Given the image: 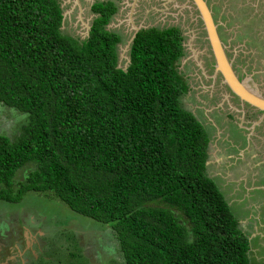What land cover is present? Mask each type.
I'll return each instance as SVG.
<instances>
[{
    "label": "trees",
    "instance_id": "obj_1",
    "mask_svg": "<svg viewBox=\"0 0 264 264\" xmlns=\"http://www.w3.org/2000/svg\"><path fill=\"white\" fill-rule=\"evenodd\" d=\"M91 11L79 42L60 31V0H0V105L21 115L11 136L0 132V200L42 193L110 224L123 263L108 264H249L248 238L206 171L208 134L180 103L181 30H139L123 70L121 37L106 29L115 6ZM59 234L63 253L47 264H89L77 235Z\"/></svg>",
    "mask_w": 264,
    "mask_h": 264
},
{
    "label": "rangeland",
    "instance_id": "obj_2",
    "mask_svg": "<svg viewBox=\"0 0 264 264\" xmlns=\"http://www.w3.org/2000/svg\"><path fill=\"white\" fill-rule=\"evenodd\" d=\"M77 1L78 3L76 0H60L61 8L65 13L64 24L60 31L80 42L86 38L87 26L93 20L90 4L94 0ZM207 1L220 28L221 39L227 45L230 59L234 61L238 56L243 59V62L239 63V67L242 68L240 74L243 76L245 73L244 78L255 83L258 91L263 95L264 84L260 89L256 83L259 80V83H264V45L261 43H264L262 40L264 23L256 18L255 8L261 5H250L253 0ZM120 2L117 13L108 23V29L121 37L116 50L118 65L120 67L126 65L129 41L136 28L162 29L171 26L179 28L184 37V56L179 60L178 71L188 78L186 82L190 89H193L190 91L188 87L187 92L181 96V106L192 112L200 122L202 121L211 135L216 133L212 126L209 127L208 119L213 120L216 117L214 103L221 106L222 101L217 100L219 96L212 102L206 100V95L210 96L211 90L216 88L217 75H214L211 51L197 12L186 0H120ZM242 64L246 66L242 67ZM259 67L262 68L254 72ZM252 75L258 80L251 78ZM219 82L222 83L220 79ZM218 86L220 87L221 84ZM222 94L228 99L227 93ZM19 119L21 115L14 114L13 111L0 105V132L11 136ZM222 128L220 124L218 129L226 133L227 130ZM243 146H246L245 143ZM31 169L30 165L22 168L15 181L23 180ZM209 171L211 176H215L224 174L225 169L224 166H220ZM215 178L220 183L219 185L216 182L218 187L221 186L220 189L227 186L226 181L217 176ZM50 198L42 193L28 192L22 201L16 204L0 200V264H7L8 261L10 264H19L24 258L31 261L35 257L40 262L37 264H47L46 259L55 258L57 251L63 253L59 249V246L64 244L59 234L61 231L77 235L82 254L88 259L89 264H108L113 258L123 263L122 256L117 253L118 241L110 224H101L77 214L59 200ZM148 204L165 206L158 201ZM232 208L236 206L233 205ZM176 213L180 216L178 212ZM182 220L188 223L187 219L182 218ZM52 234H56L53 250L48 249L50 251L46 254L43 252L45 239ZM254 248L253 253L249 252V264H264V250L258 245ZM8 253L11 257L13 254L14 260L8 259L10 258ZM58 257L59 255L56 256ZM66 260L67 258L62 261L68 264Z\"/></svg>",
    "mask_w": 264,
    "mask_h": 264
},
{
    "label": "crops",
    "instance_id": "obj_3",
    "mask_svg": "<svg viewBox=\"0 0 264 264\" xmlns=\"http://www.w3.org/2000/svg\"><path fill=\"white\" fill-rule=\"evenodd\" d=\"M261 2L264 5L263 0H253L250 5H259ZM208 120L209 127L212 126L216 133L211 135L201 121L209 138L206 171L215 183L220 185L215 176L226 181L227 186L223 189L217 187L248 238L249 257V252L257 245L264 250V129H251L246 142L236 143L227 133L218 129L220 123L215 117ZM253 122L255 125L258 123ZM250 147L252 151H248ZM220 166H224V174L211 176L209 170ZM233 205L236 208L233 209Z\"/></svg>",
    "mask_w": 264,
    "mask_h": 264
},
{
    "label": "flooded vegetation",
    "instance_id": "obj_4",
    "mask_svg": "<svg viewBox=\"0 0 264 264\" xmlns=\"http://www.w3.org/2000/svg\"><path fill=\"white\" fill-rule=\"evenodd\" d=\"M102 1L110 2V3H112V5L115 6L116 11H115L114 15L118 11V5H121L120 0L119 1L118 0H94L93 3L90 4V11H91L92 5H94L97 2H102ZM206 2L209 5L207 0H206ZM262 3L263 2H261L259 4V5H261L260 7L256 6L255 8L257 9L256 18L264 23V5ZM210 8H211V6H210ZM258 8H260L259 11H258ZM211 10H212V8H211ZM93 15H94L93 19L95 17H97V14L93 13ZM213 17H214V14H213ZM214 20L216 21L215 17H214ZM92 21H91V23H92ZM106 29L109 30L108 26H106ZM159 29H161V28H159ZM219 29L220 28L218 27V32H219V35H220V38H221V34H220ZM182 36H183V34H182ZM183 40H184V37H183ZM262 40H264V38ZM262 40H260V42ZM261 43L264 45L263 42H261ZM182 47H183V54H184L183 41H182ZM240 52H241V50H240ZM226 54H227L228 58L230 59L228 48L226 49ZM211 56H212V54H211ZM211 59H212V61L214 63L213 57H211ZM235 61H236V63H235ZM240 62H243V59L238 56L234 61H232V66H233V68H234V70L236 72V75L238 76V79L240 81H242V80H244L245 73H243V76L240 74V71H242V68L239 67V63ZM245 66L246 65L242 64V67H245ZM260 68H262V67L256 68L254 70V72L259 70ZM247 71H250V69L249 70L247 69ZM252 76H251V78L257 79L254 76L253 77ZM185 79L187 80L188 78H185ZM219 79L221 81V76H220V74H217L216 79H215L216 88L211 90L210 96L206 95V100L209 101V102H212V101L217 99V96H219V99H217V100L222 101V105L220 106V104H218L216 102L214 103V111H215L214 113L216 114L215 118H216L217 123H220L223 126L222 129H226L227 130L226 133L232 139H234V141L236 143H239V141H240V143H241V141L246 142L247 135H248L249 132H251V129L256 130V131L264 129V112L259 110V109H257V108H255L254 106L250 105L249 103H245V102L241 101L238 97H236L230 91V89L225 84L220 83ZM211 81H212V79H211ZM259 82H260V80H259ZM259 82L256 81V83L258 84L259 88L261 89V87L263 88V84L264 83H259ZM186 84H187V82H186ZM219 84H221L220 87L218 86ZM187 87H189L188 84H187ZM189 89H190V87H189ZM190 91H193V89H190ZM223 92L227 93V96H229L228 99L224 98L225 95L222 94ZM263 96H264V93H263ZM228 117H230V118H228ZM253 121H255V122L258 121V123L255 125V123ZM248 151H252L251 147L249 148ZM41 250L42 249H40V252H41ZM7 255L10 257L8 259L14 260L13 254H12V257H11L10 253H8ZM12 263H13V261H12ZM37 263H38V259L35 257L34 259H31V261H29L28 259L24 258V259H22L20 261L19 264H37ZM7 264H10L9 261L7 262Z\"/></svg>",
    "mask_w": 264,
    "mask_h": 264
},
{
    "label": "water",
    "instance_id": "obj_5",
    "mask_svg": "<svg viewBox=\"0 0 264 264\" xmlns=\"http://www.w3.org/2000/svg\"><path fill=\"white\" fill-rule=\"evenodd\" d=\"M186 1L197 12V16L201 22L205 39L214 60V75L220 74L222 83L225 84L241 101L249 103L250 105L264 112V96L258 91L255 83L246 78H244L242 81L238 79V76L236 75V72L232 66L233 60L229 59L226 54L227 45H225L220 38L218 32V23L214 20L213 12L206 0ZM76 2L78 3L77 0ZM64 20L65 13L62 12L61 26L64 24ZM90 27L91 24L87 26L86 38L89 36ZM140 29L142 28H136L133 32L128 45L129 51L132 42ZM129 51L128 56L126 57L125 67H120L117 63V68H122L123 70L127 69L128 65L130 64Z\"/></svg>",
    "mask_w": 264,
    "mask_h": 264
},
{
    "label": "clouds",
    "instance_id": "obj_6",
    "mask_svg": "<svg viewBox=\"0 0 264 264\" xmlns=\"http://www.w3.org/2000/svg\"><path fill=\"white\" fill-rule=\"evenodd\" d=\"M142 29H148V28H142ZM140 30H141V29H140ZM182 57H183V56H182ZM182 57H181V58H182Z\"/></svg>",
    "mask_w": 264,
    "mask_h": 264
},
{
    "label": "bare ground",
    "instance_id": "obj_7",
    "mask_svg": "<svg viewBox=\"0 0 264 264\" xmlns=\"http://www.w3.org/2000/svg\"><path fill=\"white\" fill-rule=\"evenodd\" d=\"M74 10V9H73ZM132 18V17H131Z\"/></svg>",
    "mask_w": 264,
    "mask_h": 264
}]
</instances>
